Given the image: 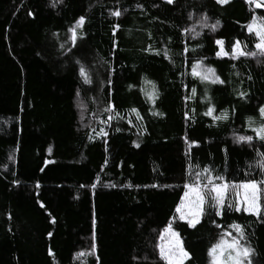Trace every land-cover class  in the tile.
<instances>
[{
	"label": "trees",
	"instance_id": "16d2710c",
	"mask_svg": "<svg viewBox=\"0 0 264 264\" xmlns=\"http://www.w3.org/2000/svg\"><path fill=\"white\" fill-rule=\"evenodd\" d=\"M52 2L0 0V264H164L156 245L170 222L192 257L186 264H210L209 248L232 224L244 227L253 264H264L256 217L225 207L195 229L176 218L190 162L230 182L264 179L255 166L264 143L248 124L261 123L264 61L218 58L215 43L230 52L239 40L255 51L246 26L264 8L246 0ZM204 16L220 21L216 31L200 27ZM80 17L72 47L68 29ZM199 60L224 83L194 78ZM145 79L155 84L154 103L141 91L151 87ZM109 105L115 110L105 112ZM225 111L227 120H213ZM234 135H252V146Z\"/></svg>",
	"mask_w": 264,
	"mask_h": 264
},
{
	"label": "snow or ice",
	"instance_id": "6c2138e0",
	"mask_svg": "<svg viewBox=\"0 0 264 264\" xmlns=\"http://www.w3.org/2000/svg\"><path fill=\"white\" fill-rule=\"evenodd\" d=\"M165 2L173 4L174 0H165ZM229 2L230 0H216V3L221 5ZM246 2L254 4L256 9L264 8V0H246ZM57 3H63V0H53L50 6L55 8ZM111 14L119 17L121 12L116 10ZM29 15H31V13H29ZM189 19H191V16H189ZM207 20L208 17L204 16L201 21H199L200 27L209 28L213 32L216 31L220 25V21L217 20L215 24H208ZM84 23L85 18L80 17L75 25L68 29L69 33H71L69 39L72 47L76 46V41L78 39L77 30L81 29ZM116 27L118 28L119 26L117 25ZM246 27L249 34L254 33L256 42L253 46L256 51H247L246 49L248 46L246 44L242 46L241 41L236 40L231 47V51L228 52L224 48V41L218 39L215 41V43L220 46L219 51L216 52L218 58L229 57L235 60L245 56L253 58L257 56L264 57V20L257 23V17L254 16L252 22ZM185 31L191 32L194 31V29H185ZM195 35L199 36L200 33L196 32ZM185 51H188V49H185ZM192 51H195V49H192ZM156 54L159 55L160 53ZM165 56L167 57L166 52ZM191 75L194 78H199L202 83H224V81L215 74V69L203 66L202 60L192 65ZM80 76L84 78L85 84L92 83V78L88 75L84 67L80 68ZM144 84L150 85L151 87L150 89L142 88L141 91L146 96L147 100L154 103L157 97L155 84L147 79L144 80ZM191 93L192 96H195L196 89L192 88ZM77 95H79V93H77ZM244 95V93H241V97ZM114 110V106L109 105L108 108L105 109V112ZM132 111L137 112L136 109H132ZM214 111V107H209L204 115L212 116ZM258 111L261 121L259 126H253L255 121L251 117L248 119V124L251 131L255 134V139L264 143V106H261ZM152 114L157 115L155 112ZM137 116L140 118L138 113ZM111 119L112 117L109 116V120ZM227 119V111L222 112L219 116L213 117L214 121ZM102 123H104V121H102ZM117 131H119V129H117ZM100 134L105 137L108 135L104 129L100 130ZM185 140L188 142L187 137H185ZM253 140L254 137L252 135H234L233 137V142L236 144L246 143L252 146ZM188 143H190V147L199 146L196 141ZM136 147H139V145L137 144ZM256 155L261 157V159L257 161L255 166L264 174V153L257 150ZM245 175H247V173H245ZM127 186L130 187V185ZM37 187H39V185H37ZM93 187H95V185H93ZM153 187H156V185H153ZM183 189V197L176 208V212L179 213V219L185 221L189 228L195 229L197 225L201 224L205 215L209 217H221L225 207L238 213L243 212L244 214L254 216L264 223V179L259 181L251 179L241 183L230 182L222 173L216 171L214 168L210 166L201 168L199 164L193 165L190 162L187 170V179L183 184ZM41 206L43 207V205ZM211 222L216 228L222 227L215 219H212ZM93 226H95V220L93 221ZM229 227L232 228L236 235L233 236L232 232H225L221 235L220 240L209 248L208 256L211 258L210 264H253L251 258L256 254L255 249L246 243H241V241L246 240L244 227L239 224H232ZM225 237H231V239H225ZM159 238L160 243L157 244L156 247L159 251V259L163 261L164 264H186V261L191 260L192 257L190 253L183 246L180 234L173 229L171 222L160 233ZM91 248L92 253L90 254L95 253V233H93ZM49 254L52 255L51 250ZM78 255L83 256L85 253H79Z\"/></svg>",
	"mask_w": 264,
	"mask_h": 264
},
{
	"label": "rangeland",
	"instance_id": "374dc122",
	"mask_svg": "<svg viewBox=\"0 0 264 264\" xmlns=\"http://www.w3.org/2000/svg\"><path fill=\"white\" fill-rule=\"evenodd\" d=\"M251 6L255 8L254 4H251ZM255 17H257V23H259L261 20H264V17H260V16H257V15H256ZM255 51H256V50H255ZM248 57H250V56H248ZM250 58H253V57H250ZM253 59H255L257 62H262V61H264V57H261V56H257V57H255V58H253ZM176 218L179 219V213L176 214ZM161 232H162V231H161ZM161 232H160V233H161ZM230 232H231V231H230ZM160 233H159V236H160ZM232 235L235 236L236 233H235V232H232ZM225 239H231V237H225ZM159 243H160V238H159V240H158V244H159ZM241 243H242V242H241ZM157 250H158V248H157ZM88 253H92V250L89 251ZM158 254H159V251H158Z\"/></svg>",
	"mask_w": 264,
	"mask_h": 264
}]
</instances>
